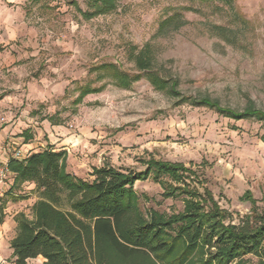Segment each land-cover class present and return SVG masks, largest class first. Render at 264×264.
I'll use <instances>...</instances> for the list:
<instances>
[{
    "label": "rangeland",
    "instance_id": "1",
    "mask_svg": "<svg viewBox=\"0 0 264 264\" xmlns=\"http://www.w3.org/2000/svg\"><path fill=\"white\" fill-rule=\"evenodd\" d=\"M94 9V0H0V114L22 136L17 146L63 149L67 172L88 181L105 164L181 162L195 171L189 185L168 175L135 183L144 211H183L189 188L212 196L226 223L256 222L264 211L263 123L186 99L264 111V0H115L109 12L84 14ZM146 48L153 72L174 80L176 92L143 74L136 57ZM85 86L98 90L78 99ZM176 185L174 196L164 195ZM38 199L33 182L10 177L0 198V264H14L18 217L32 218Z\"/></svg>",
    "mask_w": 264,
    "mask_h": 264
},
{
    "label": "trees",
    "instance_id": "2",
    "mask_svg": "<svg viewBox=\"0 0 264 264\" xmlns=\"http://www.w3.org/2000/svg\"><path fill=\"white\" fill-rule=\"evenodd\" d=\"M94 5L84 13L87 17L111 11L115 0H94ZM169 20L173 18L165 22ZM136 62L156 87L170 86L176 92L174 80L153 72L148 48L140 51ZM120 77L130 82L126 74ZM97 90L85 86L78 99ZM186 100L235 119L255 117L264 126V111L255 106L238 112L209 97ZM65 157V150L48 144L22 160L9 161L16 180L33 182L39 193L33 217H18L11 242L14 264H27L38 256L43 264H264V211L253 223H226L225 211L212 196L189 188L181 192L183 211L168 215L143 210L135 183L150 176L161 182L168 175L189 185L195 171L183 163L150 159L140 170L105 164L94 167V178L88 181L67 172ZM180 188L165 189L164 195L174 196ZM3 221L2 209L0 224ZM248 255L259 259L253 262Z\"/></svg>",
    "mask_w": 264,
    "mask_h": 264
},
{
    "label": "built area",
    "instance_id": "3",
    "mask_svg": "<svg viewBox=\"0 0 264 264\" xmlns=\"http://www.w3.org/2000/svg\"><path fill=\"white\" fill-rule=\"evenodd\" d=\"M11 120L5 114H0V129L9 124ZM11 157L7 160H0V198L6 191L7 184L10 177L14 174L9 166V161L11 158L22 160L29 154L25 149L19 146L11 147Z\"/></svg>",
    "mask_w": 264,
    "mask_h": 264
},
{
    "label": "crops",
    "instance_id": "4",
    "mask_svg": "<svg viewBox=\"0 0 264 264\" xmlns=\"http://www.w3.org/2000/svg\"><path fill=\"white\" fill-rule=\"evenodd\" d=\"M8 116L7 113H2ZM10 119V118H9ZM11 120V119H10ZM13 122H10L7 124L5 127L0 129V160H7L11 157V147L12 146H17L18 143H20V137H13ZM23 143V142H21ZM27 146H30L29 143H23L22 148L27 150L29 149ZM32 152V151H30ZM29 152V153H30Z\"/></svg>",
    "mask_w": 264,
    "mask_h": 264
}]
</instances>
